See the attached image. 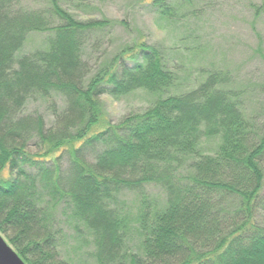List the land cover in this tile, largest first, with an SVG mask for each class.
I'll return each mask as SVG.
<instances>
[{"label":"trees","instance_id":"16d2710c","mask_svg":"<svg viewBox=\"0 0 264 264\" xmlns=\"http://www.w3.org/2000/svg\"><path fill=\"white\" fill-rule=\"evenodd\" d=\"M11 2L0 0V233L24 263L70 264L49 210L63 204L75 230L90 235L94 264H264V225L254 220L264 209V133L251 129L226 73L209 71L195 88L111 123L101 95L175 87L159 50L135 41L87 76L84 40L112 21H78L49 0L48 14L61 22L51 27L48 14ZM148 4L161 19L178 13L167 0ZM30 32L52 35L45 49L16 56ZM32 95L50 101L52 125L23 114ZM201 138L218 139L214 153H199ZM151 184L164 192L160 209L145 193ZM125 191L139 196L134 213L118 205ZM134 226L138 253L125 250Z\"/></svg>","mask_w":264,"mask_h":264},{"label":"rangeland","instance_id":"374dc122","mask_svg":"<svg viewBox=\"0 0 264 264\" xmlns=\"http://www.w3.org/2000/svg\"><path fill=\"white\" fill-rule=\"evenodd\" d=\"M150 0H57L59 6L78 21L108 19L113 25L100 31L89 32L82 47V59L87 64L88 75L107 64L135 41L155 47L176 76V85L167 92L157 93L135 89L130 93L100 96L103 115L111 123H118L131 114H140L159 98L182 92L201 82L209 71L225 72L228 85L239 91L242 112L257 135L264 133V0H167L178 13L174 20L158 17ZM12 10L41 11L47 15L52 10L49 0H12ZM50 26L61 22L48 14ZM49 32H30L16 56L45 49ZM58 107L63 106L61 96L52 95ZM23 114L40 115L46 126L52 125L54 116L50 101L32 95L25 103ZM217 138H201L199 153L212 154ZM27 149L37 150L34 142ZM87 159L93 161L88 151ZM66 161H61L65 167ZM183 165L180 175H186ZM264 172V163H263ZM145 193L153 200L154 208L164 206L165 195L156 185H147ZM47 201V196L43 197ZM118 205L134 213L139 205L135 192L125 191L117 198ZM48 202V201H47ZM57 233L59 255L70 264H94L91 258L93 245L90 235L75 230L63 204L49 206ZM254 220L264 225V209L257 208ZM134 225H136L134 223ZM125 250L140 251L141 233L136 226L126 235ZM4 237V236H3ZM5 238V237H4Z\"/></svg>","mask_w":264,"mask_h":264},{"label":"water","instance_id":"95a60500","mask_svg":"<svg viewBox=\"0 0 264 264\" xmlns=\"http://www.w3.org/2000/svg\"><path fill=\"white\" fill-rule=\"evenodd\" d=\"M0 264H25L0 233Z\"/></svg>","mask_w":264,"mask_h":264}]
</instances>
